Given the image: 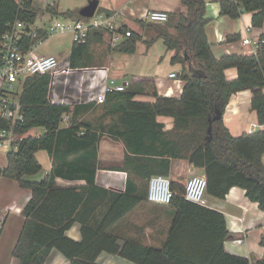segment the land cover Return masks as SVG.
Here are the masks:
<instances>
[{
    "label": "trees",
    "instance_id": "trees-1",
    "mask_svg": "<svg viewBox=\"0 0 264 264\" xmlns=\"http://www.w3.org/2000/svg\"><path fill=\"white\" fill-rule=\"evenodd\" d=\"M180 1L187 12L171 15L169 21L161 25L151 23L158 35L149 43L162 39L167 51L175 52L171 64L182 66L180 77L185 82L180 98L156 93V102L147 103L135 101L137 93L131 89L111 94L104 107L107 115H118L120 122L117 127L103 128L98 134L91 124L77 121L80 110L77 106L50 104L49 76H34L25 82L20 97L25 122L17 131L22 135L44 129L45 133L22 141L17 151L8 154L7 166L0 174L32 192L22 214L25 226L13 252L20 264H45L54 249L71 264H98V258L104 252L134 264H251L248 259L226 251L225 243L232 234L225 216L186 201L185 187L175 183H172L174 198L170 205L179 212L164 249L146 248L133 242H126L121 247L117 238L107 233L148 196L147 189L138 193L135 185L114 196L97 227H83L81 243L66 236L77 222L76 215L85 203L87 192L95 188L99 144L107 133L112 140L125 144V167L131 165L139 180L166 176L170 159L185 160L203 170L208 181L207 196L225 200L230 191L238 187L264 211V130L234 137L224 124L232 96L250 90L253 93L252 110L257 113L259 124L264 126V35L257 55L216 59L206 33L210 22L206 1ZM220 5L222 16L239 19L245 13H252L253 27L261 29L264 25V0H222ZM18 17L29 22L38 19L39 13L32 0H25L22 11L19 0H0V40ZM171 29L174 34L170 33ZM95 35L102 39V33ZM90 40L87 45H74L71 53L74 68L92 63L88 51ZM141 40L140 35L133 33L117 52L135 54ZM233 68L238 71L235 80L226 74ZM69 116H72L69 127L63 128L64 120ZM158 117L173 118V130L166 132L165 126L158 123ZM60 146H66L63 160L76 156L70 171L80 179L85 178L87 186L84 189L56 187L54 178L58 172L41 183L26 179L43 170L36 158L39 152L56 156ZM2 233L0 229V239ZM261 245L264 247V237ZM256 264H264V259Z\"/></svg>",
    "mask_w": 264,
    "mask_h": 264
},
{
    "label": "crops",
    "instance_id": "crops-1",
    "mask_svg": "<svg viewBox=\"0 0 264 264\" xmlns=\"http://www.w3.org/2000/svg\"><path fill=\"white\" fill-rule=\"evenodd\" d=\"M207 3V18L210 20L206 27L207 38L212 47V53L216 59L225 56L253 55V46L245 45L244 40L249 38L255 44L264 35V25L261 29L253 27V14L245 13L239 19H231L221 15L222 0H205ZM109 9L105 16H113L115 13L123 14L117 19V25L124 30H131L142 37L141 42L144 47L141 52L139 44L137 54H121L115 52L113 60L116 62L132 61L133 56H140L139 67L133 68L130 73H126L122 64L114 67L112 62L111 74L121 83L127 85V90L136 92L137 102H156L155 94L163 97L180 98L182 96L185 82L179 77L171 79L168 76L161 77L156 73L157 66H160L162 51L156 50L159 43H164L162 39L149 44L158 32L150 24L141 19L146 11L166 12L169 16L175 14H185L187 9L180 0H111ZM161 25V24H159ZM97 33V32H95ZM93 33L89 44V57L92 63L86 67H103L108 64V53L105 39ZM170 33L174 34L171 29ZM94 35V36H93ZM75 45V44H74ZM73 50V49H72ZM72 53V52H71ZM169 62L175 52H168ZM168 56V55H167ZM176 72L182 71L181 65H175ZM231 80L238 78L237 69H229L226 72ZM253 93L250 90L239 92L232 96L224 115V124L234 137L249 134L253 124H259L257 113L252 110ZM80 108L77 116L78 122H86L96 128L98 134L102 133L103 127H111L113 119L116 117H105L101 114L104 105L86 104L76 105ZM72 116H69L66 127ZM158 123L165 126V131L173 130L175 121L170 117H158ZM264 130L262 126L259 131ZM66 146H60L56 156H50L47 164L42 165L40 174L27 177L33 183H41L51 174L58 172L55 176V186L58 188H78L84 189L87 181L77 177L76 173L70 171L75 164L76 156H71L63 160L62 153ZM127 148L122 141H115L108 133L99 144L98 165L96 173L95 188L87 192L85 203L77 213V222L66 233V236L74 242L83 241V227H97L111 206L116 194H123L127 189L138 187V193L148 190V180H139L133 173L132 166L125 167ZM167 178L181 187H185L189 178L204 172L197 169L185 160L170 159ZM133 163V160L130 161ZM264 163V156H263ZM71 164V165H70ZM32 198V192L22 189L16 181L0 177V217H5L3 233L0 239V264H20V261L13 256V252L19 242L20 236L25 226L23 210ZM206 207L222 213L227 222V227L232 234V238L225 243L228 253L248 259L251 264H256L264 259V247L261 245L264 237V211L259 204L251 202L243 189L233 188L225 200L207 196ZM179 210L173 205H156L148 202L147 197L138 204L123 219L112 225L107 233L118 240V244L123 247L126 242H133L146 248L164 249L170 239L173 223ZM15 229V230H13ZM7 238V239H6ZM3 242L7 243V248L3 247ZM98 264H134L118 255L102 253L97 261ZM45 264H71L70 261L57 249L51 251Z\"/></svg>",
    "mask_w": 264,
    "mask_h": 264
},
{
    "label": "built area",
    "instance_id": "built-area-1",
    "mask_svg": "<svg viewBox=\"0 0 264 264\" xmlns=\"http://www.w3.org/2000/svg\"><path fill=\"white\" fill-rule=\"evenodd\" d=\"M25 0H19V9L24 8ZM95 15L91 19L77 22L60 21L47 13L35 22L24 21L18 17L10 24L0 40V154L8 156L17 151L20 143L30 138L29 133L19 134L18 127L25 122L21 104V94L25 82L34 76H49L48 101L54 106L97 104L105 105L111 94L124 93L127 85L112 76L113 55L118 48L133 35V31L124 30L117 25L122 16ZM141 19L144 22L164 24L169 21V14L159 11H146ZM103 34L108 53V64L103 67L74 68L71 54L60 59L55 56L43 57L37 54L42 41L65 33L73 35L75 45H87L91 34ZM245 45L253 46V55H257L261 40L253 43L244 40ZM171 79H177L173 73ZM264 92V89H263ZM68 117L65 118L67 121ZM262 126L253 124L249 134L259 131ZM39 137V136H32ZM4 168L0 165V174ZM208 181L206 176L194 175L185 185L186 201L205 206L207 204ZM172 182L161 175L153 176L148 182V202L156 205H170L173 201ZM5 224V217H0V229ZM264 230V226H263Z\"/></svg>",
    "mask_w": 264,
    "mask_h": 264
},
{
    "label": "rangeland",
    "instance_id": "rangeland-1",
    "mask_svg": "<svg viewBox=\"0 0 264 264\" xmlns=\"http://www.w3.org/2000/svg\"><path fill=\"white\" fill-rule=\"evenodd\" d=\"M32 2L34 4L35 9L38 11L40 15L38 19L39 24H40V19L44 15V13H47L48 17L54 16L60 21H65L66 23L85 20V18H82L80 16V12L89 4V0H32ZM99 2H100V6L97 10L96 15H100V13L102 12L103 13L107 12V10L110 8L109 4L111 0H99ZM51 13H53V15ZM73 47H74L73 35L71 33H65L63 35H57L42 41V43H40V45L38 46L37 54L43 57L55 56L57 58L63 59L71 54ZM143 47L144 44L140 43L138 52H141V50H143ZM156 48H157L156 50H158V48L161 49L162 51L161 58L164 57L160 63V66L159 67L157 66L156 68V73H158L159 76L161 77L168 76L169 73L171 72L176 74L178 72L182 73V71L176 72V68L178 66L176 67L175 65H170L169 62L170 57L169 54L166 53V46L163 43H159ZM132 58H133L132 61L126 63L116 62V60L114 59L113 65L115 67L118 66L119 64H122V66L125 67L126 73H130L131 70H133V68L139 67L140 65L139 60L141 57L136 55L133 56ZM99 113L105 114V117H109V115H107V109L105 107L101 108V112ZM112 117L114 118L116 116H112ZM119 120L120 119H113L111 126L117 127V125H119L120 122ZM65 126H67L66 121L63 124V128ZM96 128H99V126H96L95 129ZM103 128L108 129V127H103ZM44 133H45L44 129H36L30 132L29 136L31 137L41 136ZM36 158L41 165L47 164L49 160L48 153L45 151L39 152L36 155ZM7 163H8L7 156L0 154L1 167L5 168L7 166ZM2 245L4 248H7L6 242H3Z\"/></svg>",
    "mask_w": 264,
    "mask_h": 264
},
{
    "label": "water",
    "instance_id": "water-1",
    "mask_svg": "<svg viewBox=\"0 0 264 264\" xmlns=\"http://www.w3.org/2000/svg\"><path fill=\"white\" fill-rule=\"evenodd\" d=\"M99 6H100L99 0H89L88 6H86L80 12V16L82 18H85V19H91V18H93L96 15ZM179 77H180V74H179Z\"/></svg>",
    "mask_w": 264,
    "mask_h": 264
}]
</instances>
